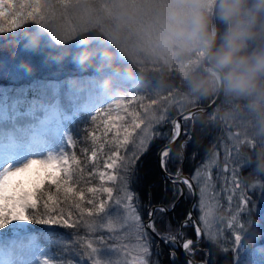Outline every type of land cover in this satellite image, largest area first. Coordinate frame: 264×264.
<instances>
[{"label": "snow or ice", "instance_id": "1", "mask_svg": "<svg viewBox=\"0 0 264 264\" xmlns=\"http://www.w3.org/2000/svg\"><path fill=\"white\" fill-rule=\"evenodd\" d=\"M4 5V26L0 27V32L13 31L12 24L17 18L31 15L34 10L32 0H4ZM134 102L135 98H120L115 101V106L125 104L126 107ZM150 103L154 105L155 101ZM113 107V104L106 108L93 107L81 131L74 137H68L55 152H42L21 159L6 158L0 151V235L12 237L7 244L0 243V253L5 249L18 253V264H162L159 257L164 255L168 258L167 264H178L176 250L180 249L184 253V264H197L195 257L201 252L204 253L202 264H217L212 252V249H217L226 261L230 256V264H264V183L244 187L239 177L246 167L237 160L233 161L231 168L232 186L219 195L216 192L217 188H222L219 173L215 177L216 183L201 184L200 166L192 170L191 176L183 175L182 167L169 171L171 144L182 134L188 137L182 142V147L186 148L192 142L188 129L192 117L179 114L173 118L167 108L150 113L144 106V114L132 111L129 121L120 117L123 122L115 126L111 119L98 125L102 112L110 117ZM101 125V139H111L95 144V133ZM230 135L226 132L228 141H231ZM163 141L170 143L164 144ZM221 146L229 158L236 155L234 143L230 149L223 141ZM101 152L104 156L98 160ZM81 154L84 159L77 158ZM216 155L209 152L201 164L215 169L218 163ZM97 162L103 170L97 168ZM85 171L87 179L82 180ZM26 176L30 179L26 180ZM158 176L160 179H156ZM93 177L100 181L99 187H81L82 183L93 184ZM206 177L211 181L213 173L208 172ZM50 188L63 189L64 200L53 201L50 192L45 199L46 189ZM121 190L125 193L123 200L115 199ZM186 191L189 196L198 198L184 220L179 222L178 235H168L172 222L166 217L176 209ZM157 200L160 203L154 204ZM38 201L43 203L38 204ZM233 201L237 202L238 211L227 223L224 218H218L215 225L217 233L223 232L225 244H231V247L217 248L215 240L206 231L208 217L224 203L231 211ZM248 205L256 211V223L262 230L258 235L247 233L255 236L256 242L251 246L241 235L244 223L239 219L249 214ZM194 213L198 215L194 216ZM105 214L109 217L106 227L94 232L85 230L86 221L90 219L99 217L100 223L105 224ZM129 219L137 225V233L134 238L125 236L121 243L118 237L127 232ZM34 223L56 224L71 230L62 241L58 254L43 255L44 250L35 237L24 239L27 226ZM117 223L119 230L115 227ZM188 228L191 235L184 231ZM130 243H138L142 254L138 258L122 259L128 257L127 246ZM204 243L208 245L207 251L196 247ZM0 264H3L2 260Z\"/></svg>", "mask_w": 264, "mask_h": 264}, {"label": "rangeland", "instance_id": "2", "mask_svg": "<svg viewBox=\"0 0 264 264\" xmlns=\"http://www.w3.org/2000/svg\"><path fill=\"white\" fill-rule=\"evenodd\" d=\"M86 1H84L85 5L80 2V5L75 6V8H70V12L67 10L65 12V18L60 19V21L40 25L39 29L32 31L33 39L29 41L26 40L27 43L30 42L31 44L23 45V41H21L22 43L19 45L17 55L14 52H10L8 56L0 55V77H6L13 80L24 79L27 81L31 80V73H33V71L37 72L38 70H41V67L49 66L48 62H45L43 59H39V56L36 55V53H39L42 50V47H40L42 43L46 46L51 43L54 46L61 44L60 51L57 53H53L51 51L48 53L47 57L51 58L54 56L56 60L66 56L75 58L77 61V52L81 46V41L78 35V31L80 30L83 34H85V37L88 38L89 43L96 51L107 50L110 56L109 59L104 61L106 66L98 72L94 71V73L91 74L93 76L89 78V81L82 82L81 80L83 77L78 79L80 81L75 80L76 77H72L70 79L68 78L69 81L67 80L68 82L63 84L64 88H66L64 94L67 98L69 97L70 100L72 99V103L69 101L64 109L59 106L61 101L59 94L61 92L58 84L59 79L56 77H53L45 82L42 80V83L39 84L41 85V91L37 94L32 93L26 97L24 95L18 97L17 95L12 94V92L10 93L8 90L10 88L9 83H1L0 151H2L4 157L22 159L28 157L29 155L49 152L51 149H53L51 152H55L58 147H62L64 145L66 139L72 135L68 126V123L70 122L68 118H70L71 114H74L75 110H77L75 108L77 103L74 104L71 96V92L72 94L76 93L72 91V89L76 87L74 84H78L76 89L81 87V89L90 90L91 85L97 86L96 83H99V80H101L103 84L98 86L99 89L96 88L95 90H90L91 92L99 90L95 93V96H107L111 89L112 94H109L110 96L108 99L98 102L95 107L106 108L108 104L114 105L110 117H106V120L111 119L114 121L113 126L123 122L120 117H124L125 121H129L131 119L129 113L132 111L139 112L143 115L145 111L144 106H147V110L150 113L158 112L161 108H167L170 112L172 110L178 112L182 108H187V105L193 101L185 98L184 90L190 71L194 67L199 66V59L195 53H193L190 57L179 56L174 52L169 53L166 56L156 55L143 43L145 37L150 31L149 25L151 23V18L149 16L139 17L121 29L119 10L122 3H124V0H108L107 2L102 0V6H96L95 4L92 5V0L88 2ZM37 4H39V2ZM4 8V0H0L1 18H3L5 14ZM94 60L98 62L100 61V58L97 56ZM122 61H125L126 63H145L150 61L155 64H157V62H162L167 64L168 69L177 70V76L174 78V76L172 77L173 74H165L166 76L161 74L162 77L158 79H151L153 76H149L148 79L141 80V75L131 71L130 68L123 70L114 65L115 62L119 64V62ZM105 71H109V73H116L119 71L122 73L124 75L122 78L119 75H114L118 78L117 81H121L122 84L117 83L116 87H112L111 84H108L107 79H105L103 75ZM87 75L89 76V74ZM92 77L94 78L93 80H91ZM179 78V82L175 80ZM80 82L85 84H81L79 86ZM71 83L74 84L71 85ZM66 84L69 85L67 86ZM51 86L56 92L53 96V101H50L52 100V91L50 89H48L47 92L50 93L51 98L47 99L46 97V89ZM103 88L106 89L104 92L102 90ZM116 89H118L117 95L113 92ZM11 95L13 96L11 97ZM114 98H126L127 100H133V98H135V102L127 104L126 107L125 104H120L117 107L115 106V102L112 101ZM221 99H223V96ZM151 100L155 101L154 105H151ZM225 101L226 105L221 107L222 117L218 122L220 125L219 133H222V135L214 138V147L209 151L217 154L216 160L218 163L215 164V169L212 167L205 168L201 163L199 164L201 171V184H204L205 182L209 184L216 183L215 177L217 173H219V176L221 177L219 183L222 185V188L216 189L218 195L225 188L232 186L231 168L233 167V161L237 160L246 166L250 161V157H252L251 152L254 151L257 153V150L261 146H264V113L243 109L238 106L242 103L240 101H228L226 99ZM9 104H11V106ZM229 105L237 106L231 107V110L225 111L224 108ZM8 107H10L11 110L13 109L12 113L8 111ZM17 116H34L36 118L32 121L35 122L34 125L30 126L32 130H24L25 134L30 132L28 137L23 134V137H18V141H13V143H11L10 140L13 138V135L10 128H6L5 122L9 120L8 122L12 123ZM226 132L231 134V141L227 140ZM47 133H51L53 135V140H48V138H45L44 140L39 137ZM222 141L227 144L229 149L231 148L232 143L235 144V156L233 155L229 158L228 153H226L224 147L221 146ZM36 147L39 151H34V148ZM208 154L209 153L206 155L208 156ZM224 163H227L228 165L226 170L223 169ZM99 170L103 169L99 168ZM210 171L213 173V179L211 181L207 180L206 177V174ZM239 178L241 181V177ZM25 179H30V177L26 176ZM98 182L100 185L99 180ZM260 183H264V177L262 176L258 177V179H250L247 185L249 186ZM242 185L247 187L243 183ZM211 190L212 189L210 187L209 192H211ZM124 195V191L121 190L119 195L114 198L123 200ZM249 195H251V193H249ZM234 203L236 204L237 202H232L231 211H229V205L224 203L222 208L208 217L209 227L206 231L210 234V237L218 242L222 247L230 246L231 244H225L224 233L220 232L218 234L215 225L218 218H224L225 223H227L231 216L238 211L236 205L233 206ZM253 203H255V197H253ZM247 211H249V214H246L239 219L244 223V231L241 235L245 237V242L251 246L252 242L253 245L256 242L255 236L248 235L247 233L255 232L258 235L262 232V230L257 226L256 220L258 219V215L255 210H252L251 205H248ZM103 219L105 221V224L103 225L100 223L99 217L87 220L85 230L88 232H94L98 228L106 227V221L109 219L107 214L104 215ZM115 227L119 230V223H117ZM136 233L137 225L133 220L129 219L127 232L119 236L118 240L123 243L125 236L134 238ZM30 236L34 237L32 229L30 228V225H28L24 234V239H28ZM66 236L67 235L60 233L59 235L47 236L45 240H38L36 237L35 238L41 250H44L42 254L53 256L54 254H58L60 252L62 241ZM81 236H83V233H81ZM8 238L12 239L11 236L6 237L0 235V243L5 244ZM17 239H19V237H17ZM127 252L128 257H122V259L138 258L142 254V249L138 243H130L127 246ZM11 254L12 251L9 249L0 253V260L3 261V264H10L12 261L10 259Z\"/></svg>", "mask_w": 264, "mask_h": 264}, {"label": "clouds", "instance_id": "3", "mask_svg": "<svg viewBox=\"0 0 264 264\" xmlns=\"http://www.w3.org/2000/svg\"><path fill=\"white\" fill-rule=\"evenodd\" d=\"M119 15L121 29L139 17L151 18L143 43L156 55H197L199 66L187 78L186 99L222 94L242 102L243 109L264 113V0H124ZM97 56L100 63L110 58L85 37L78 64ZM256 159V167L264 169V146Z\"/></svg>", "mask_w": 264, "mask_h": 264}, {"label": "trees", "instance_id": "4", "mask_svg": "<svg viewBox=\"0 0 264 264\" xmlns=\"http://www.w3.org/2000/svg\"><path fill=\"white\" fill-rule=\"evenodd\" d=\"M86 0H32V7L34 8L33 12L31 15H22L17 18L15 23L12 24V27L14 28L13 31H4L0 32V55L2 56H8L10 52H14L16 55L19 51V45L23 41V45H30L31 43H27L26 40H31L33 39L32 37V31H35L36 29H39L40 25L44 24H49L50 22L56 23L60 21V19L65 18V12L69 10L70 8L75 6L80 5V2L84 3ZM91 1L87 0L86 2ZM108 0H105L107 2ZM39 2V4H37ZM102 0H92L91 4L96 5V6H102L101 5ZM85 5V3H84ZM38 6V7H37ZM37 7V8H36ZM4 26V21L0 17V27ZM78 35L80 38V41H83V38H85V34L80 30L78 31ZM42 47V50L39 53H36L38 55L37 57L39 59L45 60V62H48L49 66H43L41 67V70H38L37 72L33 71L31 73V80H22V79H9L6 77H0V84L1 83H9L10 88L8 89L9 92L12 94L17 95L18 97H21V95H24L25 97L28 95H31L32 93H39L41 91V85L42 80L43 82L52 79L53 77H56L59 79V85L60 88L62 87V91L64 85H62L66 80H68L69 76L73 75L74 73H94V71H99L102 70L106 65L105 62L100 63V61H91L88 64L81 65L78 64L75 58L71 57H66L63 56L61 59H56L55 57H47L49 52H55L57 53L60 51L61 44L58 46H54L52 43L48 44L47 46L42 43L40 45ZM98 63V64H97ZM125 61L115 62V66L119 67L123 70H126V68H130L131 71H134L138 74L141 75V80L148 79L149 76H153L151 79H158L163 75L170 74L172 77L177 76V70L175 69H168L167 64L162 63V62H157L151 63L150 61H147L145 63H140V62H128L126 63ZM42 66V65H41ZM130 66V67H127ZM165 75V76H166ZM176 81L179 82V79H175ZM62 91L60 93V103L59 106L64 109L65 106L69 103V100L65 95L62 94ZM64 93V92H63ZM13 95H11L12 97ZM214 96V95H212ZM212 96H209L207 98H201L198 100H193L190 104L195 103L197 104H202L204 102L208 103V101L212 98ZM10 97V98H11ZM26 101V100H24ZM27 102V101H26ZM225 98L223 97L222 99V105H226L225 103ZM194 104V105H195ZM11 106V104H9ZM8 111L12 113V110L10 107H8ZM218 109V106H217ZM222 109H218V112H221ZM179 112V111H178ZM171 113L176 115L177 111L172 110ZM89 112H75L74 114L71 115L68 120L70 121L68 123L69 130L72 132L71 136H75L78 132L81 131L84 122L86 121V118L88 116ZM107 115H105L103 112L100 116V119L97 121V124H101V121H106ZM210 120V113L209 111L203 110L202 112H198L195 114L194 118L191 119V121L188 123V129L191 130L192 127H194V131H190V134L192 135L191 143H188L186 148L182 147V142L186 141L185 135L182 134L180 138L176 141V143L173 145V151L169 156V163H168V169L169 171H173L176 168H179V163L183 161L182 168L183 170L187 171L188 174H192V170L199 166V163L205 159L207 156L206 154L209 153V151L213 148V140L215 138V134L212 132V128H214L215 125L218 126L216 123L217 121L213 118L212 122H209ZM86 126V125H85ZM103 133V125L100 126L99 131L95 133L97 136L96 141L93 143L99 144V143H104L106 142L107 139H111V137L105 138V140L101 139V135ZM181 142V144H180ZM200 142H204V148L203 150L197 151L198 144ZM107 151V149H105ZM198 153V154H197ZM250 161L249 163L245 166L246 168L243 170V172L240 173L241 181L244 185L248 186V182L250 179H258V177H264V169H259L256 167L257 165V159H256V153L254 151L251 152ZM90 155V153H89ZM104 156V153L101 152L98 160L102 159ZM78 159H84L83 154L79 155L77 157ZM97 168L99 169V163L97 162ZM82 180L87 179V171L84 172L83 176L81 177ZM156 179H160V177H156ZM94 183L91 185H86V184H81L82 188L88 187V186H99L98 179L93 177ZM73 188H75V185H73ZM50 192V194L53 197V201L59 200L63 201L64 200V193L63 189H60L57 191L55 188H50L46 189V194H45V199L47 198V194ZM70 195V194H69ZM171 197V193L169 194ZM192 196H189L187 191L185 192V196L181 198L180 203L177 205L176 209L172 212V214L168 217H166L167 220L172 222V227L168 230L166 234L168 235H178L180 231H178L179 227L178 224L184 219L185 214L188 212V207L189 204L192 201ZM71 202V201H70ZM43 201H38V204H42ZM51 201H49V204L51 206ZM154 203L159 204L160 201H154ZM236 204L234 203L233 206ZM170 206V203H169ZM198 215V213H195L194 215ZM159 213L157 216L159 217ZM175 225V226H173ZM30 228L32 229V234L34 237H36L38 240L43 239L45 240L47 236L50 235H59L60 233H63V235H67L69 232H71L70 229H64L60 225L56 224H38L34 223L30 225ZM186 233L189 235L192 234L191 229H185L184 230ZM216 242V241H215ZM217 248H223L218 242H216ZM253 245V242L251 243ZM202 247L198 248H203L205 251L208 250V245L206 243L201 244ZM163 247V245H161ZM228 247H231L228 246ZM167 249H165V252ZM213 252V257L216 260L217 264H230V256L228 260L226 261L223 256L219 254L217 249H212ZM178 255V264H184V259L182 253L178 250L177 251ZM203 256L204 253L201 252L199 255L195 257V259L200 260L203 262ZM166 258V259H165ZM153 259H156V257H153ZM161 260L162 264H167V256H161L159 257Z\"/></svg>", "mask_w": 264, "mask_h": 264}, {"label": "bare ground", "instance_id": "5", "mask_svg": "<svg viewBox=\"0 0 264 264\" xmlns=\"http://www.w3.org/2000/svg\"><path fill=\"white\" fill-rule=\"evenodd\" d=\"M111 77V79L109 80L108 79V77ZM104 77H105V79H107V83L108 84H111V86L113 87V86H115L116 87V85H117V83L118 84H122L121 83V81H117L118 80V78L117 77H115L114 75H104ZM94 78L92 77L91 78V80H93ZM100 82L99 83H96V85L97 86H93V85H91L90 86V90L92 91V90H95L96 88L97 89H99V87L98 86H100V85H102L103 83H102V81L101 80H99ZM116 83H115V82ZM74 86H76V87H78V84L76 85V84H74ZM104 86V85H103ZM76 87H74L75 88V90H74V88L72 89V91H74V92H78L79 93V97L80 98H82V97H85L86 98V96L88 95V94H91L90 92V90H84V89H81L80 90V88L79 89H76ZM111 87V88H112ZM103 90V92L106 90V89H102ZM109 94L111 95L112 94V91H111V89H110V92H109ZM102 95V96H96V99L97 100H104V99H106V98H108L110 95ZM94 95V94H93ZM46 97H47V99H50L51 98V95H50V93L49 92H47L46 93ZM112 98V97H111ZM116 100H118V98H114L112 101L113 102H115ZM196 106V105H195ZM205 110V109H204ZM203 111V110H202ZM201 112V111H200ZM197 113V112H196ZM36 117H34V116H31V117H26V116H23V117H21V116H18V117H15V120L14 121H16V122H20V124H25V123H27L28 125L26 126V127H24V130L25 129H27V130H32L31 129V124L33 123L32 121H33V119H35ZM9 121V120H8ZM8 121H6L5 123H6V128L7 127H9V126H12V124H13V122L14 121H12V123H9ZM2 127V126H1ZM23 130V132H21V134L18 136V137H20V136H22L23 137V134H25V131ZM30 134V132H27L25 135L28 137V135ZM52 134L51 133H47V134H43V135H41V136H39L41 139H44L45 140V138L47 139L48 138V140H53V138H52ZM38 137V136H37ZM14 140V138L12 139V140H10V142H12ZM13 143V142H12ZM30 146H32V145H30ZM29 146V147H30ZM28 147V148H29ZM34 147V146H33ZM55 148H57V147H55ZM32 149V148H31ZM35 150L34 151H39V149L36 147V148H34ZM51 150H53V149H51ZM50 150V151H51ZM197 215V214H196ZM173 226H175V225H173ZM176 235V234H175ZM8 240H10L9 238H8ZM8 240L6 241V243L5 244H7V242H8ZM18 253H14V254H12V261L10 262V264H18V260H17V257H18ZM166 259V258H165Z\"/></svg>", "mask_w": 264, "mask_h": 264}, {"label": "flooded vegetation", "instance_id": "6", "mask_svg": "<svg viewBox=\"0 0 264 264\" xmlns=\"http://www.w3.org/2000/svg\"><path fill=\"white\" fill-rule=\"evenodd\" d=\"M213 97V96H212ZM222 98V97H221ZM212 99V98H211ZM211 99L208 101V103H206V102H204V103H202V104H209L210 103V101H211ZM222 103V99H220V101H219V103H217V104H215V105H213V107H211V108H209V109H205L206 111H209V113H210V120H209V122L211 123L212 122V119L214 118L217 122V124H218V126L217 125H215L214 126V128H212V132L215 134V138H217V137H219V136H221L222 135V133H219L220 132V128H219V120H221V117H222V114L220 113V112H218V109H220V107H223L224 106V104L222 105L221 104ZM195 103H192L191 105H187V108H190L192 105H194ZM202 104H197V105H202ZM196 105V104H195ZM217 106H218V109H217ZM187 108H185V109H187ZM182 109H184V108H182ZM181 109V110H182ZM180 110V111H181ZM202 112V111H201ZM198 113V112H197ZM197 113H195V114H197ZM195 114L192 116V118H194V116H195ZM191 130H189V132H190ZM191 135V134H190ZM182 136V135H181ZM191 137H192V135H191ZM185 138H186V140L188 139V137L187 136H185ZM178 140V139H177ZM176 140V141H177ZM176 141H175V143H176ZM167 142H169V141H163L162 143H167ZM175 143H172V145H171V147H172V149H173V145L175 144ZM180 144H181V142H180ZM213 147H214V145H213ZM198 149H197V151H199V150H203V148H204V142H200L199 144H198V147H197ZM185 158V157H184ZM184 158H183V161H184ZM183 161H182V163L180 162L179 163V168H181V166H182V164H183ZM201 163V162H200ZM199 163V164H200ZM225 165H227V163H224L223 164V169L225 170ZM228 166V165H227ZM183 171H185V170H183ZM185 172H187V171H185ZM190 175V174H189ZM146 218V217H145ZM184 220V219H183ZM182 220V221H183ZM178 231H180V229H178ZM196 247H202L201 245H197ZM180 251V249H177L176 251ZM181 252V251H180ZM182 253V252H181ZM196 261H199V260H197L196 259Z\"/></svg>", "mask_w": 264, "mask_h": 264}, {"label": "water", "instance_id": "7", "mask_svg": "<svg viewBox=\"0 0 264 264\" xmlns=\"http://www.w3.org/2000/svg\"><path fill=\"white\" fill-rule=\"evenodd\" d=\"M223 95L222 94H217V95H214L213 97H212V99H211V101H210V103L209 104H202V105H192L190 108H187V109H182L180 112H178L177 113V115H179V114H185V115H190L191 117L196 113V112H200V111H202V110H204V109H209V108H211V107H213V105H215V104H217V103H219V101H220V99H221V97H222ZM173 118H175V116L173 117ZM167 143H170V141L169 142H167ZM164 144H166V143H164ZM172 145V144H171ZM183 175H188V176H191V175H189L188 174V172H185V171H183V173H182ZM192 198V201H191V203L189 204V207H188V209H191L192 208V205H193V203L197 200V196H192L191 197ZM154 204H156V203H154ZM195 214V213H194ZM195 216V215H194ZM146 219V218H145ZM181 252H182V257H183V259H184V253H183V251L182 250H180ZM197 264H199V262L197 261Z\"/></svg>", "mask_w": 264, "mask_h": 264}]
</instances>
